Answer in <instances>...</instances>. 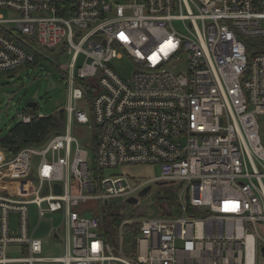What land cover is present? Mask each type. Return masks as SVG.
I'll use <instances>...</instances> for the list:
<instances>
[{
  "label": "built area",
  "instance_id": "1",
  "mask_svg": "<svg viewBox=\"0 0 264 264\" xmlns=\"http://www.w3.org/2000/svg\"><path fill=\"white\" fill-rule=\"evenodd\" d=\"M249 38H264V0H0V72L33 65L35 52L70 59L61 67L65 131L43 146L0 153V264H257L264 48L250 52ZM124 58L136 65L129 81L111 67ZM75 120L93 131L94 160L71 133ZM128 165H158L160 177L96 174ZM156 182L181 185L179 215L128 220L116 245L107 243L100 217L84 207L137 197ZM31 205L54 241L61 234L47 217L62 213L64 256L42 255ZM126 224L139 228L134 242ZM13 245L20 256L8 253Z\"/></svg>",
  "mask_w": 264,
  "mask_h": 264
},
{
  "label": "rangeland",
  "instance_id": "2",
  "mask_svg": "<svg viewBox=\"0 0 264 264\" xmlns=\"http://www.w3.org/2000/svg\"><path fill=\"white\" fill-rule=\"evenodd\" d=\"M7 17H9V15H7ZM246 43L252 48L250 52L260 46L264 48V38H249ZM48 57V60L43 58L31 66L0 72V137L5 135L17 123L21 122L19 115L24 113L31 114L27 112L30 103L38 104V108L35 112L39 117L52 116L60 110H65L69 105V81L66 73L61 67L70 63V59L58 58L55 54H48ZM111 67L124 81H129L136 69V65L127 58L114 60L111 63ZM99 92L100 89L98 90V93ZM89 107L90 106H85L83 109L89 112ZM31 115L35 116L34 114ZM261 128V137L264 142V118L262 119ZM92 132L90 125L79 124L76 120L71 128L72 135L78 138L82 144L90 150L91 159L94 160L95 151ZM1 152L4 153L0 149V153ZM37 164L38 159H35L34 168H36ZM93 167L95 168L94 163ZM160 173L161 169L158 165H128L107 169L104 171L103 177H129L134 181L145 183L159 178ZM159 190L175 194L178 200V193L181 190V185L166 184L161 186L154 183L153 193L141 199L139 207L142 214L152 213L151 207L156 204V193ZM126 199L110 200L111 202L118 203L115 209L117 213L131 214V205L126 203ZM94 209L102 213V202L95 205ZM29 210L31 228L34 229L40 223L37 206L31 205ZM86 215L90 217L92 213H86ZM47 218L53 220V226L60 232L61 239L58 241L49 239L48 231L50 226L48 222L41 221L36 236L43 240L42 255L51 258L62 257L67 252V241L65 240L66 233L63 228L64 220L62 213L49 215ZM10 224L11 230L18 233L20 227L18 214H11ZM261 233L264 235V229L261 230ZM8 253L13 257L20 256L21 248L17 245H13L8 249ZM257 264H264L261 246Z\"/></svg>",
  "mask_w": 264,
  "mask_h": 264
},
{
  "label": "trees",
  "instance_id": "3",
  "mask_svg": "<svg viewBox=\"0 0 264 264\" xmlns=\"http://www.w3.org/2000/svg\"><path fill=\"white\" fill-rule=\"evenodd\" d=\"M21 44V43H20ZM32 51V49H31ZM36 53V64L39 60H48V54L51 53ZM60 58V57H58ZM86 85V84H84ZM87 89V85H86ZM90 91L88 90V95ZM90 98L93 97L90 93ZM28 113L34 114L35 118L28 124L19 122L13 126L5 135L0 137V149L7 155L13 156L27 147L43 146L54 135L65 131L67 125V113L65 110H60L49 117H39L32 109H28ZM98 177H103L104 171L96 169ZM169 184V183H168ZM166 185V184H164ZM162 186V185H161ZM154 191V187L147 195L150 196ZM146 196V197H147ZM156 204L151 207V214H142L140 205L137 207L130 206L131 214L117 213L115 209L118 206L116 202H102L103 212H98L94 209V204H89L84 207L85 211H94L101 219L102 226L100 229L101 237L111 245H116L120 226L128 220L139 219L143 217H162L175 218L180 213L177 196L168 191H158L156 193ZM194 214V210H191ZM150 215V216H148ZM126 234L131 242H134L139 235V228L134 224H126L124 227Z\"/></svg>",
  "mask_w": 264,
  "mask_h": 264
},
{
  "label": "water",
  "instance_id": "4",
  "mask_svg": "<svg viewBox=\"0 0 264 264\" xmlns=\"http://www.w3.org/2000/svg\"><path fill=\"white\" fill-rule=\"evenodd\" d=\"M28 108L36 111L37 108H38V104L37 103H30L28 105ZM155 184L156 185H164V184H168V183H165V182H156ZM153 187H154V184L147 186L145 189H143L138 194L137 197H130V198L126 199V203H128L132 207L139 206L140 205V202H141V199L144 198V197H146L151 192V190L153 189ZM56 193L57 194H61V187L59 185H56ZM261 254L264 257V247L261 248Z\"/></svg>",
  "mask_w": 264,
  "mask_h": 264
},
{
  "label": "bare ground",
  "instance_id": "5",
  "mask_svg": "<svg viewBox=\"0 0 264 264\" xmlns=\"http://www.w3.org/2000/svg\"><path fill=\"white\" fill-rule=\"evenodd\" d=\"M249 246L250 247L252 246V239L251 238H249ZM252 259H253L252 255H249V263H252Z\"/></svg>",
  "mask_w": 264,
  "mask_h": 264
}]
</instances>
